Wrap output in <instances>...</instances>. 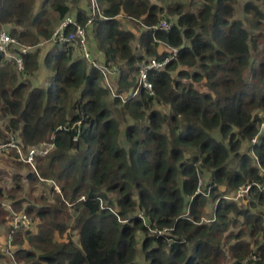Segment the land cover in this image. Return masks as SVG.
Masks as SVG:
<instances>
[{"label": "trees", "instance_id": "trees-1", "mask_svg": "<svg viewBox=\"0 0 264 264\" xmlns=\"http://www.w3.org/2000/svg\"><path fill=\"white\" fill-rule=\"evenodd\" d=\"M96 2L87 25L86 0H0V32L30 49H11L22 70L0 54V141L54 145L32 165L8 154L0 226L12 213L31 224L0 262L139 264L140 254L145 264H264L262 0L242 6L255 35L236 17L238 0ZM66 17L85 27L94 65L51 41ZM48 43L44 84L34 85ZM170 49L175 57L146 73L152 94L132 97L139 68Z\"/></svg>", "mask_w": 264, "mask_h": 264}, {"label": "built area", "instance_id": "built-area-1", "mask_svg": "<svg viewBox=\"0 0 264 264\" xmlns=\"http://www.w3.org/2000/svg\"><path fill=\"white\" fill-rule=\"evenodd\" d=\"M89 2V14L87 25H90L92 22L93 17L96 14H100L99 5L96 0H86ZM71 26L73 31L69 34H65V28ZM160 29L167 30L169 29L170 25L166 21H161L158 25ZM156 28V27H154ZM60 41L62 43H66L68 45H72L76 49H80L83 53V56L86 60L90 61V56L88 53L87 42H86V31L85 27L78 24L73 18L66 17L58 27L55 29L51 41ZM17 48L20 54H26L30 49L27 47H20L16 43L15 39L12 38L9 34L2 31L0 32V54L6 58H13L16 62V68L18 70H22V60L18 54L13 55L11 49ZM171 55L166 57L162 61H157L155 59L150 60L148 63L142 65L139 68V78H138V86L136 90L132 93V97L136 96L140 90L146 91L149 95L152 94V86L146 80V73L149 70H162L166 64L175 57L176 49H170ZM94 65V64H93ZM96 66V65H95ZM100 71L102 72L105 79L107 78L108 74H112L113 72L108 71L107 68L97 66ZM114 71H116L114 69ZM264 129V124L262 125V130ZM77 135L74 137L76 140ZM255 140H253L254 142ZM54 148V145L51 142H44L37 146L30 147L25 151L22 150V147L18 144V141L13 136H8L7 141H0V155H4L7 153L14 152L16 154V160L23 163L32 165L34 163V159L36 157H45L47 156ZM250 186L242 187L236 194L235 199L244 201V197H246ZM58 192L57 188L55 189ZM31 220L28 218L27 215L20 213L14 214L12 213V219H10V228L7 236V244H6V253L9 254L11 249V243L13 239V234L18 231L21 227L28 229L30 227ZM252 258L246 259L244 264H248Z\"/></svg>", "mask_w": 264, "mask_h": 264}, {"label": "rangeland", "instance_id": "rangeland-1", "mask_svg": "<svg viewBox=\"0 0 264 264\" xmlns=\"http://www.w3.org/2000/svg\"><path fill=\"white\" fill-rule=\"evenodd\" d=\"M154 1H156L157 3H162V0H150V2H154ZM244 1H246V0H238V5L236 6L237 9H236V13L235 14H236V17H238L241 20H243L244 25L250 30L251 33H253L255 35V33H256L255 30H251V28L248 25V22L246 21V18L248 16H246L244 18V14L242 12V6L244 4ZM165 4H167V3H165ZM258 6H259V9L261 10V12L264 15V0H262V2L258 4ZM263 22H264V20H263ZM258 41H261V37H259ZM260 47L262 48L263 45L259 46V48ZM249 73H250L249 71H246V74H245L246 77H249ZM42 80H43V78L39 74L32 81H33V84L36 85L37 82H40ZM198 87H199V89L202 88L200 86H198ZM125 125H126V123L123 120H121V125H120L121 129H123L125 127ZM261 130H262V127H261ZM212 136L217 141L221 140L217 130H214V132L212 133ZM8 154H10V153H7V154H4V155L0 156V180H2V182L0 181V185L4 186V187H9V185H10V183H9L10 174L14 173V169L11 167V163L8 161V159H9L8 158L9 157ZM40 190H43V189L40 188ZM246 204H247V201H242V202L239 203V206L245 207ZM5 219H7V218H5ZM204 221H207V219L204 218ZM8 222H6V223H8ZM7 257H9V255H7ZM138 257H139L138 263L139 264H145V262L143 261V258H142V256L140 254L138 255ZM3 263L4 262H0V264H3Z\"/></svg>", "mask_w": 264, "mask_h": 264}, {"label": "crops", "instance_id": "crops-1", "mask_svg": "<svg viewBox=\"0 0 264 264\" xmlns=\"http://www.w3.org/2000/svg\"><path fill=\"white\" fill-rule=\"evenodd\" d=\"M127 27L131 28L133 26L131 24H127ZM49 48H50V44L49 43L48 44H45L43 46L42 52L40 53V59H39L40 68H39V74L41 75V77L43 79L45 77V73H44V71L42 69L41 61H42V58L44 57L45 53L47 52V50ZM40 83L44 84V80H42L40 82H37L38 85H40ZM9 228H10V223L9 222L8 223H5V225H3V226H0V248L3 250L4 253L6 251L7 236H8ZM12 251H13V246H11V249H10L9 252L11 253ZM6 255H9V254L6 253ZM1 262H4L3 264H5V263L8 264L9 263V261H7V260H3Z\"/></svg>", "mask_w": 264, "mask_h": 264}]
</instances>
